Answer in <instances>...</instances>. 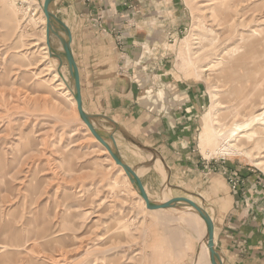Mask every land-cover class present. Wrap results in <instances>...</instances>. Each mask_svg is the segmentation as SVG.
<instances>
[{"label":"rangeland","instance_id":"374dc122","mask_svg":"<svg viewBox=\"0 0 264 264\" xmlns=\"http://www.w3.org/2000/svg\"><path fill=\"white\" fill-rule=\"evenodd\" d=\"M39 2L43 8L45 0H0V264H203L202 228L183 216L195 209H148L80 118L66 59L44 58ZM85 3L90 7L74 26L81 23L80 31L72 33L85 109L103 108L106 89L124 75L133 80L127 93L156 116L151 101H160L162 114L174 101L189 108L184 123L172 128L174 139L157 125L134 135L106 119L95 123L115 131L124 160L148 184L151 199L203 197L213 204L223 189L220 175L228 187L233 175L240 180L231 186L235 191L247 171L264 176L254 163L264 160V144L254 159L212 155L223 140H201L204 117L229 129L264 111V0ZM68 9L61 0L53 5L67 17ZM51 43L63 50L56 35ZM54 71L71 92L58 89ZM256 99L262 105L255 109ZM254 127L259 124L245 129ZM171 149L182 156L174 158ZM160 153L166 180L152 166Z\"/></svg>","mask_w":264,"mask_h":264},{"label":"crops","instance_id":"0c3cea01","mask_svg":"<svg viewBox=\"0 0 264 264\" xmlns=\"http://www.w3.org/2000/svg\"><path fill=\"white\" fill-rule=\"evenodd\" d=\"M85 1L86 0H61L62 4H66L69 8L67 12H64V14H68V17L60 15L58 10L55 11L57 16L71 28L72 33L80 31L81 23L78 24V28H74L76 17L79 18L82 15L81 12L90 7ZM75 58L77 61L76 54ZM77 64L79 66L78 61ZM113 81L115 82L111 84V90L107 91L106 89L107 95L104 94L107 98L103 101V108L100 107L97 111L93 112L106 114L120 124L124 130L128 129L130 133L134 135L140 133L141 130H143L142 132H145L144 134L146 135V131L150 130L151 127L153 129V127L157 125L159 129L165 131L163 134H167L166 138L174 139L175 128H172L175 125V122L176 124L184 123L185 120L180 118L185 117L186 112L189 113V108L187 106L182 107L181 105H177L175 101L173 103L169 102L171 108H167V110H165L166 112L162 114L163 110H159L161 109L160 101H151V106L153 107V103H157L155 104L158 107L157 111H160V114L158 113L159 116H156L154 114V108H151V110H145V108H142L141 106L142 102L131 98L130 93L132 90H130V81L133 80H131L129 76H117ZM128 90H130V93H127L129 92ZM177 111L178 114L176 115ZM177 117L180 120H177ZM190 128L192 129V122ZM186 139L190 140V135L184 136V141H186ZM163 146L165 148L166 144L164 143ZM171 150L173 153L172 151H170V153L174 154V158L175 155L179 156L177 150ZM160 155L162 156L160 157L161 160H163L165 156L163 157L161 153ZM181 156L182 155L180 154L179 157ZM155 163L153 165H155ZM220 176L221 179L219 181L220 184L222 183L223 189L220 190L221 193L217 194V198H213L212 201L216 203L212 204L210 200H205L201 196V201L195 200L198 203L203 202L200 204L208 210L212 217L213 207L215 209V217H213V220L215 223L216 247L224 256L225 264H264V176L252 171H247V175L244 177L245 181L240 185L238 191L232 190L231 186L228 187L227 176L225 177L224 174ZM163 181H165L164 178ZM143 184L151 198L148 184L144 181ZM192 212L199 215L196 210H193ZM198 226L203 228L200 225Z\"/></svg>","mask_w":264,"mask_h":264},{"label":"water","instance_id":"95a60500","mask_svg":"<svg viewBox=\"0 0 264 264\" xmlns=\"http://www.w3.org/2000/svg\"><path fill=\"white\" fill-rule=\"evenodd\" d=\"M57 0H45L43 11L47 18V46L49 47L51 56H56L61 59H66L67 67L71 79L73 81V96L77 102V108L79 116L82 121L89 127L91 132L94 134L96 139L105 146L114 158L115 162L124 168L126 174L133 186L137 189L139 195L145 200L148 209H170V208H185L190 206L194 208L198 214L203 218L207 227V246L209 248L211 264H225L224 256L216 247L215 240V223L213 217L208 210L199 204L197 201L187 198L178 197L164 201H156L150 198L145 186L141 180V177L137 172L124 160L117 140L115 138V131L103 130L96 126V121L99 118L106 119L113 123L114 130H120L119 124L114 121L111 117L105 114L90 113L85 109L83 93H82V82L80 69L77 64L75 54L72 47L73 34L71 28L60 19L53 10V5ZM52 35H56L62 44V51H57L51 43Z\"/></svg>","mask_w":264,"mask_h":264},{"label":"bare ground","instance_id":"6f19581e","mask_svg":"<svg viewBox=\"0 0 264 264\" xmlns=\"http://www.w3.org/2000/svg\"><path fill=\"white\" fill-rule=\"evenodd\" d=\"M39 4H40V2H39ZM40 6H41V4H40ZM41 12L43 13V17H42L43 38L42 39L45 40V42H46V39H47V18H46L44 11H43L42 6H41ZM38 43H39L38 41H35L33 44L36 45ZM232 48H234V47H232ZM42 49L44 50V58H48L51 55V53H50V50H49V47L47 46V44L43 45ZM54 57H56V56H54ZM49 63H50V65H49L48 71L54 70L53 64L51 62H49ZM229 68H231V67H229ZM54 72L55 73L53 75V78H54V81L56 82V84L58 86V89H66L67 91L71 92V89H68L69 87H67L65 79L60 74V72L59 71H54ZM260 105H262L261 100L256 99L252 102V104H250V107L256 109ZM74 106H75V110L78 112L77 102L75 99H74ZM204 120H205L204 121L205 127H204L203 132L201 133L202 143L210 145L211 142L214 140H216V141H218V139L221 141L223 140L220 145L219 144L217 145V148H214L213 150H211L212 155H215V154L229 155V156L246 155L247 157H250V158L254 157V159L260 158L259 157L260 155L258 156L256 153L259 154V152L262 150V145L264 144V111H262L260 113L258 112V114L253 115L252 118H250V120L247 123H245V124L236 123L234 127L230 126L229 129H225V128L219 129V128L212 127L211 125H209L206 117H204ZM254 123H258L259 127H254L252 130H249V131L245 129L246 127L248 128ZM87 128L91 132L89 127H87ZM93 136H94V134H93ZM231 140H234V142H231ZM252 155H255V156H252ZM160 159L161 158H158L156 160L154 167L159 168V170L162 173H165L166 167L164 168V166H163L164 164ZM254 163L258 167H261V166L264 167V160H260V161L255 160ZM152 166H153V164H152ZM139 176H141V175L139 174ZM166 179H167V174L165 173V180ZM135 193L137 194L136 191H135ZM166 200H169V199H166ZM139 201L146 206L145 200L142 197L139 199ZM187 207H190V206H187ZM187 207H185V208H187ZM170 209L179 210L178 208H170ZM170 209H162V210L166 211V210H170ZM163 211H160V213ZM183 214H185L183 216L189 217L190 219L195 221L198 225L203 227L202 230H203L204 238H205L204 239L205 240L204 241L205 247L203 248V255L205 256L206 259H208V261H211L209 248L207 246V227H206L205 221L203 220V218L201 216H199V215H197L191 211H186L185 209L183 210ZM167 216H168V214H167ZM171 218L166 217L165 219H166V221H170V220L174 221L175 220V218H173V219H171ZM206 259L203 260V264L205 263Z\"/></svg>","mask_w":264,"mask_h":264},{"label":"built area","instance_id":"2783aa9c","mask_svg":"<svg viewBox=\"0 0 264 264\" xmlns=\"http://www.w3.org/2000/svg\"><path fill=\"white\" fill-rule=\"evenodd\" d=\"M230 176H231V175H230ZM230 178H231L230 183H231L232 188H233V189H236L237 186H238L239 183H240V180H239L238 178H236L235 175H233V176L230 177Z\"/></svg>","mask_w":264,"mask_h":264}]
</instances>
